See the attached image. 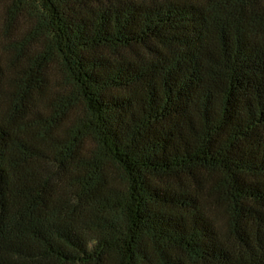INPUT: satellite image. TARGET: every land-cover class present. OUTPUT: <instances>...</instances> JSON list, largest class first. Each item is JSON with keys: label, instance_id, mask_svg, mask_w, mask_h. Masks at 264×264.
<instances>
[{"label": "trees", "instance_id": "obj_1", "mask_svg": "<svg viewBox=\"0 0 264 264\" xmlns=\"http://www.w3.org/2000/svg\"><path fill=\"white\" fill-rule=\"evenodd\" d=\"M0 264H264V0H0Z\"/></svg>", "mask_w": 264, "mask_h": 264}]
</instances>
